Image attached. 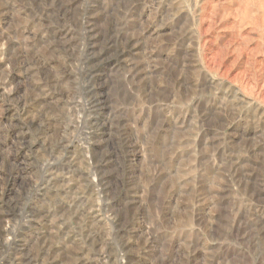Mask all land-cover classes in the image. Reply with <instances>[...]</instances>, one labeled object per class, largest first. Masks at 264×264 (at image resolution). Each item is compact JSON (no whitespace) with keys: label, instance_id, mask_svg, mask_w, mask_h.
Wrapping results in <instances>:
<instances>
[{"label":"rangeland","instance_id":"obj_1","mask_svg":"<svg viewBox=\"0 0 264 264\" xmlns=\"http://www.w3.org/2000/svg\"><path fill=\"white\" fill-rule=\"evenodd\" d=\"M0 264H264V0H0Z\"/></svg>","mask_w":264,"mask_h":264}]
</instances>
